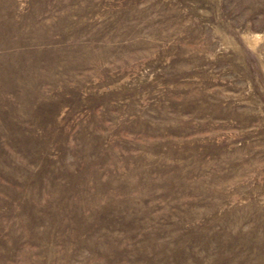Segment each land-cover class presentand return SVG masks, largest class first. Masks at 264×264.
I'll use <instances>...</instances> for the list:
<instances>
[{"label":"rangeland","instance_id":"obj_1","mask_svg":"<svg viewBox=\"0 0 264 264\" xmlns=\"http://www.w3.org/2000/svg\"><path fill=\"white\" fill-rule=\"evenodd\" d=\"M0 264H264V0H0Z\"/></svg>","mask_w":264,"mask_h":264}]
</instances>
